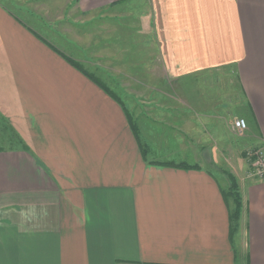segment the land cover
Segmentation results:
<instances>
[{
	"label": "crops",
	"instance_id": "crops-1",
	"mask_svg": "<svg viewBox=\"0 0 264 264\" xmlns=\"http://www.w3.org/2000/svg\"><path fill=\"white\" fill-rule=\"evenodd\" d=\"M6 1L0 264H264V179L245 157L264 147V0H52L96 73L33 27L43 9ZM238 117L241 149L216 133ZM7 124L22 147L1 146ZM205 150L238 182L232 238Z\"/></svg>",
	"mask_w": 264,
	"mask_h": 264
},
{
	"label": "rangeland",
	"instance_id": "rangeland-1",
	"mask_svg": "<svg viewBox=\"0 0 264 264\" xmlns=\"http://www.w3.org/2000/svg\"><path fill=\"white\" fill-rule=\"evenodd\" d=\"M26 1V0H24ZM12 2H15L17 5H20V2L21 0H13V1H9L7 0L5 4H7V6L13 10L14 8V5ZM26 3L28 4V7L29 10H31L32 12H35V6H36V10L38 11L39 9L43 11H41V13H38V17H36L35 14H33V20L35 23H38V26H33L37 29H39L42 33L40 34L44 39L46 38L47 40L51 41L50 39L53 38L55 41H51L53 44L56 45V47L58 49H60L61 51H63V53H65L66 55H70L75 63L79 64L81 67H83L86 71H89V72H94L96 73L95 71L99 70L98 67H95L97 69H95L94 67H91L87 64H85V58L83 56V54L79 51L78 47L73 45L72 43H70L68 41V35H67V31L69 29V27L67 26H60L58 27L57 25L56 26H53V14L55 15V11H56V8L53 7V4H52V0H27ZM25 3V4H26ZM24 4V5H25ZM59 13L62 14V12H60V10L57 8V13L56 15ZM56 19V18H55ZM54 19V20H55ZM60 19H57V22L60 21ZM67 22V18L66 17H63V24H66ZM40 24H42V26H40ZM82 28H72L69 30L70 33L71 32H77L79 35H80V32H82V30H80ZM64 34V35H61V34ZM73 38V37H72ZM45 39V40H46ZM62 39V40H61ZM64 40V41H63ZM48 41V42H49ZM50 43V42H49ZM79 47H83V44H79ZM82 49V48H81ZM105 74V73H104ZM98 76V75H97ZM107 78V77H106ZM234 91V95L236 96L237 94V91L236 89L232 90V89H229L227 87L226 89V92H232ZM229 95V94H228ZM230 113H234V110ZM237 114V112H235L234 114L232 115H235ZM238 118H242V117H238ZM244 119V118H243ZM248 119V118H247ZM245 120V119H244ZM246 121V120H245ZM246 124H247V121H246ZM248 125V124H247ZM212 125H209L208 127L210 128ZM248 128V126H247ZM9 130L13 131V129L7 124V128L4 126V130L2 131V135L3 136H7V137H4L3 139V143L1 146L3 148H15V147H22L23 144L21 143V140L18 138V139H12V138H9V136L12 134L11 132H9ZM246 131H244L243 133H238L236 130H232V134L228 131L227 129V126L226 124L224 123L223 120H221V124L219 125V128L217 127V130H216V133H217V137H219V141L220 143H222L223 145L227 144V145H232L233 147H237V148H242L247 142L244 141V139L242 137H238V136H243L244 133ZM13 135V134H12ZM15 135V134H14ZM213 138H215V136H213ZM10 141V142H9ZM19 141V142H18ZM173 149H174V145H173ZM172 149V150H173ZM236 154V152H234ZM224 157V155H223ZM187 161H190V158L187 157V159H185ZM222 157H221V163H219V165L217 166V170H215L217 173H219V179L221 178V170H226L228 171V168H225V166L222 162ZM221 180V179H220ZM223 180V179H222ZM221 183H223L221 181ZM238 256V254H237Z\"/></svg>",
	"mask_w": 264,
	"mask_h": 264
},
{
	"label": "trees",
	"instance_id": "trees-1",
	"mask_svg": "<svg viewBox=\"0 0 264 264\" xmlns=\"http://www.w3.org/2000/svg\"><path fill=\"white\" fill-rule=\"evenodd\" d=\"M72 65L75 66L77 70L82 71L81 70L82 68L76 63L73 62ZM91 80L95 84L100 86L99 82H97L93 78H91ZM131 129L133 130L132 125H131ZM141 155L143 157L146 155V148L145 149L141 148ZM210 164L213 165L214 167L216 165V164H213L212 161ZM157 165H165V163L157 164ZM167 165H174V164H167ZM176 167L198 169L197 166H189L186 163L178 164L176 165ZM215 168H217V166ZM221 174L227 181V188L225 190H222V195L225 200V203L229 205V234H230V237L232 238L237 233V230H238V222H239V217H240V212H241V207H242L241 196L239 193V186H238L236 177L231 172L226 171V170H221Z\"/></svg>",
	"mask_w": 264,
	"mask_h": 264
},
{
	"label": "built area",
	"instance_id": "built-area-1",
	"mask_svg": "<svg viewBox=\"0 0 264 264\" xmlns=\"http://www.w3.org/2000/svg\"><path fill=\"white\" fill-rule=\"evenodd\" d=\"M231 129L238 133H243L247 130L246 121L243 118H235L231 123ZM245 157L250 162L252 170L248 175L251 178L263 180L264 179V147L247 148L245 150Z\"/></svg>",
	"mask_w": 264,
	"mask_h": 264
},
{
	"label": "water",
	"instance_id": "water-1",
	"mask_svg": "<svg viewBox=\"0 0 264 264\" xmlns=\"http://www.w3.org/2000/svg\"><path fill=\"white\" fill-rule=\"evenodd\" d=\"M203 158L206 162L211 163V156L208 150L203 152Z\"/></svg>",
	"mask_w": 264,
	"mask_h": 264
}]
</instances>
